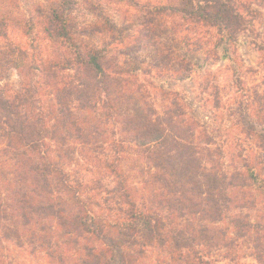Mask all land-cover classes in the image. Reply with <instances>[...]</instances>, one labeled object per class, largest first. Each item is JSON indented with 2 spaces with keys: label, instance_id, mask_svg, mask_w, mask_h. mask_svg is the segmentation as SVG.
<instances>
[{
  "label": "trees",
  "instance_id": "1",
  "mask_svg": "<svg viewBox=\"0 0 264 264\" xmlns=\"http://www.w3.org/2000/svg\"><path fill=\"white\" fill-rule=\"evenodd\" d=\"M176 5L188 46L223 60L257 12ZM47 22L62 54L0 47V264H264V40L230 86L210 72L209 124L179 93L106 66L70 15ZM12 68L27 80L17 92Z\"/></svg>",
  "mask_w": 264,
  "mask_h": 264
},
{
  "label": "rangeland",
  "instance_id": "2",
  "mask_svg": "<svg viewBox=\"0 0 264 264\" xmlns=\"http://www.w3.org/2000/svg\"><path fill=\"white\" fill-rule=\"evenodd\" d=\"M178 0H0V20L5 37L0 47L20 45L30 55L55 57L64 48L50 39L46 28L53 9L70 15L74 25V40L93 48L105 57L111 68L128 67L141 81L179 93L189 104L192 113L210 124V72L223 86H230L234 71L257 68L260 55L252 44L264 40V8L244 0L254 11L253 27L231 46L229 57L222 48L209 54L208 48L199 51L193 42V20L175 9ZM186 69L188 72H185ZM181 73L189 79L179 80ZM4 83L14 92L27 82L21 69L5 72ZM212 81V80H211ZM255 81L249 80V84ZM161 103V102H159ZM27 264L31 259H27ZM252 262L251 259L247 260Z\"/></svg>",
  "mask_w": 264,
  "mask_h": 264
}]
</instances>
